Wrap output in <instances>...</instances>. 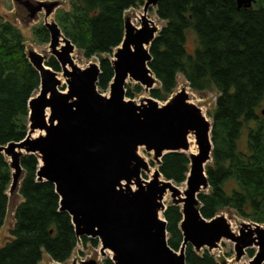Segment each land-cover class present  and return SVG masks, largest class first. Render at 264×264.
Listing matches in <instances>:
<instances>
[{
    "label": "trees",
    "instance_id": "16d2710c",
    "mask_svg": "<svg viewBox=\"0 0 264 264\" xmlns=\"http://www.w3.org/2000/svg\"><path fill=\"white\" fill-rule=\"evenodd\" d=\"M147 0H69L68 10H58L55 21L83 57L98 58L101 74L97 87L105 92L114 78L113 53L123 41L124 17ZM156 15L164 23L150 46L149 68L158 80L150 96L167 102L182 75L192 91L217 93L212 119L213 161L206 167L209 189L198 196L203 218L224 212L264 225V0L250 9L237 0H159ZM39 45L50 43L44 25L32 29ZM195 50L188 53L189 36ZM26 40L20 29L0 16V147L25 139L29 130V101L40 88V75L27 57ZM61 67L54 57L47 63ZM133 99L144 92L136 84L126 87ZM162 177L177 186L185 184L190 160L181 152L167 153L157 166ZM39 158L21 159L23 177L18 193L22 202L14 212L10 239L0 247V264H40L46 253L52 261L67 263L77 246L100 248L98 239L75 233L71 217L60 211L55 186L38 181ZM13 170L0 153V230L10 204ZM169 246L183 244L180 206L169 204L163 213ZM254 249L247 250L252 258ZM186 264H219L207 249L197 253L191 245ZM101 264H114L106 257Z\"/></svg>",
    "mask_w": 264,
    "mask_h": 264
},
{
    "label": "water",
    "instance_id": "95a60500",
    "mask_svg": "<svg viewBox=\"0 0 264 264\" xmlns=\"http://www.w3.org/2000/svg\"><path fill=\"white\" fill-rule=\"evenodd\" d=\"M158 1L145 2L139 27L125 15V34L113 53L114 78L110 94L105 96L97 87L100 65L78 67L72 57L76 47L55 20L49 21L61 3L14 0L25 9L29 21L44 12L50 43L46 55L35 50L26 53L40 75L39 92L28 105L27 135L20 142L0 147L13 170L9 195L20 186L22 157L35 155L40 161L38 181L55 186L60 211L71 217L77 238L98 239L100 255L110 256L114 264H186L188 245L197 253L204 249L212 253L225 240L234 244L237 262L248 249L257 247L247 264H264L263 225L242 223L236 232L224 215L211 220L201 215L198 196L209 189L206 166L213 161L212 122L190 94L182 89L163 105L152 97L139 103L126 99L128 80L149 93L158 84L149 62L150 46L160 29L148 18ZM254 2L237 0L244 9ZM49 55L61 67L65 90L60 89V72L47 65ZM260 113L264 116V107ZM190 136L196 141V153H190ZM140 148L152 153L158 166L167 153L187 154L190 170L185 188L164 179L158 168L152 170L139 154ZM143 173H152L150 179L144 180ZM168 194L171 204L182 210L179 251L169 246L162 217ZM80 264L98 262L91 259Z\"/></svg>",
    "mask_w": 264,
    "mask_h": 264
},
{
    "label": "rangeland",
    "instance_id": "374dc122",
    "mask_svg": "<svg viewBox=\"0 0 264 264\" xmlns=\"http://www.w3.org/2000/svg\"><path fill=\"white\" fill-rule=\"evenodd\" d=\"M32 1L33 2H43V3L59 1L61 3L60 7L49 18V21L55 20V15H56V12L58 10H68L69 9V0H32ZM142 11H143V7L138 9V10L137 9H130L126 12L125 15L131 17L132 21L134 22L135 20L140 18L139 15L142 13ZM0 16L3 18V20L12 23L18 29H20V31L22 32V34L24 35L25 40H26V50L27 51L35 50L38 53H41L43 55L48 54L49 44L48 45L47 44L39 45L35 41V38L33 37V34H32L33 27L39 26V25H44V22H45L44 12L40 13L34 21H29L27 18V13H26L25 9L23 7L17 5L14 2V0H0ZM148 18L150 20H152L161 30L164 23L156 15L154 8H151L149 10ZM134 25L139 27L140 26L139 21L137 23H135ZM194 39L195 38L192 35H190L188 38L187 47H188V53L190 55L195 50L196 43H195ZM72 57H73L75 64H77V66L80 68H86L90 63L99 64L97 57H94L91 60H87L83 57L81 52H79L77 49L73 53ZM49 58H50V55H49ZM58 77L62 80L63 88L60 87V89L65 90L67 88V85H66V81L63 78L61 72L58 73ZM135 86H136V84L132 80H128V84L126 85V87H130L131 89H134ZM157 86H158V84L155 86V88ZM182 89H185L190 94L191 101L194 104L198 105L202 109L205 117L210 122H212V119L210 117V113H212V111L215 108V104H216V100H217V93L214 91H208V92H205L202 94L196 93V92L191 90L188 83L185 81L184 77L182 75H179L178 76V88L176 89V92L171 97H173L176 93H178V91H180ZM100 93L105 95V96H109L110 90L108 89L107 91L100 92ZM37 94H38V92H37ZM148 97H151L149 92L144 91L142 94L137 95L132 100L139 103L140 100H142L144 98H148ZM126 99L128 100L130 98L126 97ZM159 103H160V105H163L166 102H159ZM263 107H264V105H263ZM261 109H260V111H261ZM139 154L149 163L152 170L156 169L155 167H153L150 164L151 161H153V154L152 153H148V152H146V150L144 148H140ZM209 164H207V165H209ZM151 174L150 173L149 174L143 173L142 178L144 180H149L151 177ZM179 187L181 189H184L185 184H183L182 186H179ZM9 196H10L9 197L10 204H9V208H8V212H7V218L5 220L4 226L0 230V247L5 245V243L7 241H9V239L11 237L10 236V230L12 229V227L14 225L15 209L23 201L22 197L18 193V190ZM164 202H165L166 206H169V204H171V197L169 194L165 196ZM220 215H224L228 218V221L230 222L233 230L236 232H238L242 223H250V222L238 217L237 215H235L234 212H224ZM234 247L235 246L232 242L225 240V241H222L220 243L219 249L214 250L212 252V254L216 257L219 264H221L222 262H225L226 264H247V263H249L251 258H249L247 255L244 256L241 259V261H239V262L236 261V253H235ZM251 249H254L255 253L258 250L257 247H254ZM108 255H110V254H108ZM105 258L106 257H103L102 255H100V248H92L90 244L83 246L82 242H80L79 245L77 246L76 250L74 251L71 259L65 264H72L73 261H77V264H80L81 261H86V260H91V259H94L98 262V264H101ZM40 264H57V263L52 261L51 258L46 253H44L42 261Z\"/></svg>",
    "mask_w": 264,
    "mask_h": 264
},
{
    "label": "bare ground",
    "instance_id": "6f19581e",
    "mask_svg": "<svg viewBox=\"0 0 264 264\" xmlns=\"http://www.w3.org/2000/svg\"><path fill=\"white\" fill-rule=\"evenodd\" d=\"M140 18H138L137 20H135L133 23H137L139 21ZM49 113H47L48 115ZM189 142H190V153H196L197 152V145L194 139V136H190L189 137Z\"/></svg>",
    "mask_w": 264,
    "mask_h": 264
}]
</instances>
